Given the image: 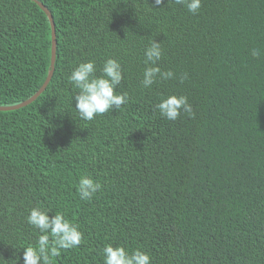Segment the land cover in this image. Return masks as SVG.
<instances>
[{
  "label": "trees",
  "instance_id": "1",
  "mask_svg": "<svg viewBox=\"0 0 264 264\" xmlns=\"http://www.w3.org/2000/svg\"><path fill=\"white\" fill-rule=\"evenodd\" d=\"M37 1L54 22V70L35 100L0 110V264H23L37 205L84 234L51 264H103L107 244L139 248L151 264H264V0H202L195 15L175 0ZM150 39L176 78L145 89ZM50 48L33 0H0V106L37 91ZM110 57L129 101L83 121L68 77ZM171 94L186 95L192 114L161 117L154 107ZM82 175L102 185L91 200L78 195Z\"/></svg>",
  "mask_w": 264,
  "mask_h": 264
},
{
  "label": "clouds",
  "instance_id": "2",
  "mask_svg": "<svg viewBox=\"0 0 264 264\" xmlns=\"http://www.w3.org/2000/svg\"><path fill=\"white\" fill-rule=\"evenodd\" d=\"M184 5L193 15L201 9L202 0H175ZM154 8L164 5V0H153ZM252 56L258 57V49L252 50ZM163 56L162 44L150 39L144 49V70L141 84L145 89L159 80H171L176 74L171 71H162L159 61ZM99 72V75L97 74ZM187 79V74L180 77V81ZM68 80L78 90L73 96L75 110L83 121H93L97 116L110 110L121 109L129 101L127 92H118L125 76L122 64L115 58H107L102 67L97 68L95 60L79 63L71 72ZM159 115L170 121H176L182 113L192 114V106L186 95L171 94L162 96L154 107ZM102 185L90 175H82L78 182L77 192L81 200H91ZM51 209L37 205L29 210L27 223L38 230L36 243L23 248V264H51L52 257L61 255V250H70L79 247L84 239L80 226L65 217L61 212L49 216ZM13 255H16L14 252ZM3 256V255H0ZM103 264H151V256L137 248L129 250L123 245L107 244L102 251ZM18 257V264H20Z\"/></svg>",
  "mask_w": 264,
  "mask_h": 264
},
{
  "label": "water",
  "instance_id": "3",
  "mask_svg": "<svg viewBox=\"0 0 264 264\" xmlns=\"http://www.w3.org/2000/svg\"><path fill=\"white\" fill-rule=\"evenodd\" d=\"M38 6L39 8L45 13L49 24H50V28H51V48H50V61H49V66H48V70L46 73V77L43 81V83L40 85V87L37 89V91H35L30 97H28L27 99L14 104V105H8V106H0V110H13V109H17L20 107H23L27 104H29L30 102H32L33 100H35L41 93L42 91L45 89V87L47 86L52 74H53V70H54V62H55V32H54V22H53V18L52 15L50 14V12L47 10V8L39 1L37 0H33Z\"/></svg>",
  "mask_w": 264,
  "mask_h": 264
}]
</instances>
